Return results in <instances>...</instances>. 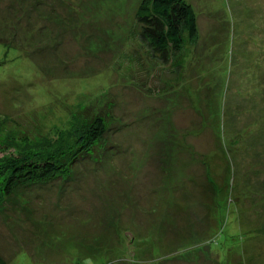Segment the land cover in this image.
<instances>
[{
  "label": "rangeland",
  "instance_id": "374dc122",
  "mask_svg": "<svg viewBox=\"0 0 264 264\" xmlns=\"http://www.w3.org/2000/svg\"><path fill=\"white\" fill-rule=\"evenodd\" d=\"M140 1L0 0L3 130L114 101L91 156L0 199L4 264H264V0H187L181 68L147 51Z\"/></svg>",
  "mask_w": 264,
  "mask_h": 264
},
{
  "label": "trees",
  "instance_id": "16d2710c",
  "mask_svg": "<svg viewBox=\"0 0 264 264\" xmlns=\"http://www.w3.org/2000/svg\"><path fill=\"white\" fill-rule=\"evenodd\" d=\"M135 20L147 51L178 68L185 65V52L198 40L197 16L187 0H141ZM0 43L10 48L1 40ZM106 100L101 109L93 112L87 104H80L72 115L71 129L58 136L42 133L35 138L25 131L26 127L6 132L2 129L5 119H0V148L15 150L0 157V199L21 185L53 179L69 164L91 156L113 118L114 101L108 97ZM0 264H4L1 258Z\"/></svg>",
  "mask_w": 264,
  "mask_h": 264
}]
</instances>
